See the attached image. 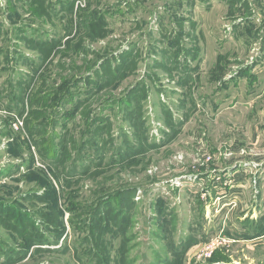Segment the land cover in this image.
<instances>
[{
	"label": "rangeland",
	"instance_id": "374dc122",
	"mask_svg": "<svg viewBox=\"0 0 264 264\" xmlns=\"http://www.w3.org/2000/svg\"><path fill=\"white\" fill-rule=\"evenodd\" d=\"M263 52L264 0H0V264H264Z\"/></svg>",
	"mask_w": 264,
	"mask_h": 264
},
{
	"label": "crops",
	"instance_id": "0c3cea01",
	"mask_svg": "<svg viewBox=\"0 0 264 264\" xmlns=\"http://www.w3.org/2000/svg\"><path fill=\"white\" fill-rule=\"evenodd\" d=\"M253 76L249 84L244 87L243 98L246 101H243L244 104L242 106L238 105V107L239 109H245L242 111L245 114L247 113L246 116L248 118H256L263 121L254 127L257 130L256 136H258L264 134V52L255 66Z\"/></svg>",
	"mask_w": 264,
	"mask_h": 264
}]
</instances>
